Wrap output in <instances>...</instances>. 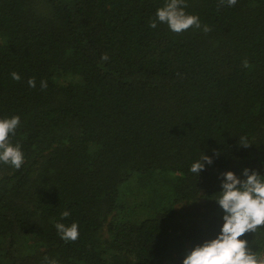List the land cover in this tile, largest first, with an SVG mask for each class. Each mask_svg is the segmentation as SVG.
<instances>
[{"label": "trees", "instance_id": "trees-1", "mask_svg": "<svg viewBox=\"0 0 264 264\" xmlns=\"http://www.w3.org/2000/svg\"><path fill=\"white\" fill-rule=\"evenodd\" d=\"M0 264H264V0H0Z\"/></svg>", "mask_w": 264, "mask_h": 264}]
</instances>
